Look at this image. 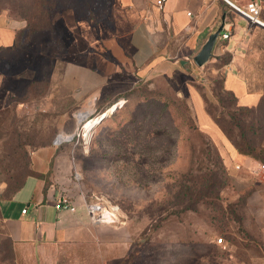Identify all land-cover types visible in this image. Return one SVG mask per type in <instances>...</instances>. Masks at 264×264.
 Returning <instances> with one entry per match:
<instances>
[{
	"label": "rangeland",
	"instance_id": "374dc122",
	"mask_svg": "<svg viewBox=\"0 0 264 264\" xmlns=\"http://www.w3.org/2000/svg\"><path fill=\"white\" fill-rule=\"evenodd\" d=\"M54 21L59 26L55 27L59 41L48 37L47 42L46 37L37 47L44 56L54 57L52 68L24 69L25 61L34 55L33 46L0 54V72L4 74L1 91L6 88L0 94V105H5L0 112V198L9 197L27 171L34 169L33 154L38 149L51 145L74 148L70 159L71 180L64 195L72 200L81 198L88 204L100 203L105 208L118 207L134 236L128 264H264V225L258 214L260 205L256 202L258 195H264L263 189L256 176L239 181L229 172L222 144L198 123L204 135L215 142L230 175L218 198H212L224 208L225 215L219 214L218 218L222 217L227 226L217 227L215 220H210L214 224H209L208 219L217 217L218 213L211 208L200 207L204 215L199 216L174 203L175 180L190 165V145L182 133L170 126L169 117L149 116L152 111L147 109L150 106L146 107L147 98L138 96L146 83H149L148 89L158 85L165 90L168 84L164 77L147 78L138 71H120L106 85L101 101L106 96L121 99L102 113L106 118L99 123L95 121L97 124L89 139L84 138L86 122L100 115L95 116V101L72 109V100L64 91L61 90L58 100L53 94L56 89L54 70L66 59L72 38L58 15ZM240 49L243 58L236 60V67L240 69L241 78L249 89L261 93L264 27L256 26L247 34ZM57 50H65V53L56 57ZM229 55L228 51L222 54L224 61ZM216 57L204 68L198 67L192 58L196 68L191 67L183 76L185 85H201L214 102L211 87L215 86L213 80L218 75ZM197 67L200 73L196 72ZM176 93L189 102L187 91L183 92L179 85ZM119 105L118 112L107 117ZM133 116L138 118L136 124L129 121ZM194 119L197 122L195 116ZM72 130L76 132L74 138H71L72 133H64ZM248 135L256 147L264 146L263 130ZM258 190L262 192L259 194ZM219 237L224 238L225 245L216 242ZM0 264H14L1 222Z\"/></svg>",
	"mask_w": 264,
	"mask_h": 264
},
{
	"label": "crops",
	"instance_id": "0c3cea01",
	"mask_svg": "<svg viewBox=\"0 0 264 264\" xmlns=\"http://www.w3.org/2000/svg\"><path fill=\"white\" fill-rule=\"evenodd\" d=\"M158 1L56 0L58 18L72 36L66 59L54 70L56 100L62 90L71 98L72 109L91 101L96 105L106 85L122 70L138 71L147 78L167 77L187 91L197 123L222 144L229 172L239 181L256 176L264 193V160L239 153L206 112L199 91L183 81L190 68H196L192 58L209 35L223 26L214 56L225 51L231 54L226 87L235 92L240 105L256 106L260 91L248 88L236 60L243 58L240 47L247 34L261 25L250 26L227 0H167L163 8H158ZM231 1L244 5L249 0ZM25 26V20L2 12L0 49L14 45L16 32ZM224 33L229 34L227 39L222 37ZM59 53L65 50H57L56 57ZM196 72L200 73L198 67ZM2 75L0 72V86ZM2 91L0 87V94ZM4 107L1 103L0 112ZM74 151L59 145L38 149L33 167L39 175L28 176L20 189L0 198V222L11 240L14 264H128L134 236L126 221L93 222L88 203L81 198L73 200L74 211L56 207L57 198L70 184ZM256 202L264 225V195H258Z\"/></svg>",
	"mask_w": 264,
	"mask_h": 264
},
{
	"label": "trees",
	"instance_id": "16d2710c",
	"mask_svg": "<svg viewBox=\"0 0 264 264\" xmlns=\"http://www.w3.org/2000/svg\"><path fill=\"white\" fill-rule=\"evenodd\" d=\"M4 11H8L16 17L25 20L26 26L16 32L14 45L2 47L0 54L3 52L10 54L24 47L33 46L34 55L31 60L25 61L26 67L24 69L28 67L32 69L34 66H37L40 70L52 68L55 61L54 57L48 58L44 56L37 47L46 37H50L51 41H59L56 36V24L54 21L58 13L56 0H0V14ZM216 59L217 63L215 66L218 69V75L213 80L215 86L211 87L216 102L209 99L201 85L194 84L204 100L205 110L239 153L250 155L263 161L264 146L256 147L250 140L248 133H256L259 130L264 131V87L261 90V97L256 106L240 105L239 98L235 92L226 87L227 69L224 67L230 63L231 54L225 61L222 55L217 56ZM164 78L168 84L165 90L158 85H156L155 89H148L149 83H146L140 89L142 95L138 94V96L147 98L146 107L150 106L147 109L152 111L149 116H156L158 119L169 117L170 126L176 132L182 133L185 136V141L190 145L192 153L190 165L181 174V177L175 180L174 203L186 211L196 212L199 216L204 215L200 207L211 208V210L218 213L217 217L208 219L209 224H214L212 221L215 220L217 227L227 226L222 217L218 218L219 214L225 215L224 208L219 203L212 201V198H218L219 192L230 180L221 152L215 142L206 137L199 129L187 98L177 95L178 85L167 77ZM31 84H33V81H31ZM120 99L121 97L106 96L102 101L101 99L98 100L95 116L110 109ZM124 99H128V97ZM119 109L120 105L110 112L107 117L110 114L115 115ZM145 109L142 110L144 111ZM218 110L221 111L217 113ZM129 121L136 124L138 118L133 116ZM31 175H39V173L32 168L27 171L25 177L18 182L14 192L20 189L26 178ZM205 216L207 217L208 215ZM7 240L9 242V252L11 253V240L8 237Z\"/></svg>",
	"mask_w": 264,
	"mask_h": 264
},
{
	"label": "built area",
	"instance_id": "2783aa9c",
	"mask_svg": "<svg viewBox=\"0 0 264 264\" xmlns=\"http://www.w3.org/2000/svg\"><path fill=\"white\" fill-rule=\"evenodd\" d=\"M167 0H159L158 8H163ZM227 2L242 15L248 21L250 26L261 25L264 26V20L262 19V8L263 3L261 0H249L244 5H239L234 3L231 0ZM224 39L229 37L228 33L222 35ZM264 167V165L262 166ZM56 207L58 209L67 208L72 211L76 209V205L73 200L68 195H60L56 200ZM88 211L90 213L91 219L95 223H125L123 216L119 213L118 207L113 206L111 208H105L103 204L100 203H91L87 204ZM27 209H23V212H26ZM216 242L219 245H225L224 238L219 237Z\"/></svg>",
	"mask_w": 264,
	"mask_h": 264
},
{
	"label": "water",
	"instance_id": "95a60500",
	"mask_svg": "<svg viewBox=\"0 0 264 264\" xmlns=\"http://www.w3.org/2000/svg\"><path fill=\"white\" fill-rule=\"evenodd\" d=\"M223 30H224V27L220 26L216 31L211 33L209 37L207 38V40L204 42L199 52L193 57V61L198 67L204 68L206 64L212 59V57L214 56V50L217 45L218 39L221 33L223 32ZM185 63L186 61H182V65H185ZM103 119L104 117L102 116L99 122ZM75 135H76V132L72 133L71 138H74Z\"/></svg>",
	"mask_w": 264,
	"mask_h": 264
},
{
	"label": "bare ground",
	"instance_id": "6f19581e",
	"mask_svg": "<svg viewBox=\"0 0 264 264\" xmlns=\"http://www.w3.org/2000/svg\"><path fill=\"white\" fill-rule=\"evenodd\" d=\"M79 115L83 117V114H82V113H80ZM102 116H103V117H106V116H104V114H100L99 118H101ZM99 118H94V119H92V120H88V121L86 122V124H85V126H84V130H83V132H84V133H83V136H84L85 139H89L92 129H93L94 126L97 124V123H96L97 120H98V122H99V120H100ZM95 121H96V122H95ZM110 208H111V207H110Z\"/></svg>",
	"mask_w": 264,
	"mask_h": 264
}]
</instances>
